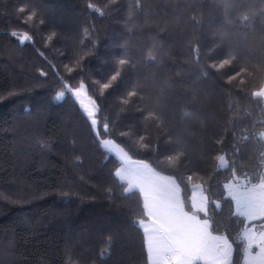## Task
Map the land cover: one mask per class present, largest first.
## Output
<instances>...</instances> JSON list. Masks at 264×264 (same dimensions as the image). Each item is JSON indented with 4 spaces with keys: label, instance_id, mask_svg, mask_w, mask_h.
<instances>
[{
    "label": "trees",
    "instance_id": "16d2710c",
    "mask_svg": "<svg viewBox=\"0 0 264 264\" xmlns=\"http://www.w3.org/2000/svg\"><path fill=\"white\" fill-rule=\"evenodd\" d=\"M91 2L0 0V264H150L141 193L104 138L173 177L242 264L247 223L224 185L264 179V0Z\"/></svg>",
    "mask_w": 264,
    "mask_h": 264
},
{
    "label": "rangeland",
    "instance_id": "374dc122",
    "mask_svg": "<svg viewBox=\"0 0 264 264\" xmlns=\"http://www.w3.org/2000/svg\"><path fill=\"white\" fill-rule=\"evenodd\" d=\"M71 92L95 125L96 107L84 87L79 86ZM255 94L264 96V87ZM58 97L61 95L58 94ZM101 143L121 162L116 171L117 177L126 181L130 188L140 190L148 217L140 225L145 234L151 264H188L191 261L190 264H193L195 260L205 264H219L217 261H222L221 257L227 247L232 249L230 241L224 235L211 232L208 219L185 211L180 188L174 178L154 170L142 160L132 158L110 138L102 139ZM225 164V158L221 157L220 165ZM225 188L226 195L234 201V212L242 213L247 223L242 231L247 261H242V264H251L255 258L264 259V179L252 185L248 177H239L225 183ZM192 189L191 204L194 211L205 213L207 198L202 186L195 184ZM257 228L262 230L260 235H256ZM213 240H222L226 245L214 249L211 244Z\"/></svg>",
    "mask_w": 264,
    "mask_h": 264
},
{
    "label": "snow or ice",
    "instance_id": "6c2138e0",
    "mask_svg": "<svg viewBox=\"0 0 264 264\" xmlns=\"http://www.w3.org/2000/svg\"><path fill=\"white\" fill-rule=\"evenodd\" d=\"M88 7L89 8H96L97 5H94L91 2V0H88ZM100 11L103 12L102 9ZM17 12L18 13H27V15L23 18V21H22L24 23H31L33 21H36L37 13L35 11H28L27 6H25V5H21L20 7H18ZM38 23L42 24L43 21L40 20V21H38ZM10 35L13 38H18L19 39V42L21 44H23L25 42H30L31 39H32L30 33H28V32H24L22 35H20L19 37H17V32L16 31H11ZM54 35L55 34L53 33L52 36H48L47 39L50 41L53 38ZM121 63H123V61H121ZM92 111H94V109L93 110H90V115H91Z\"/></svg>",
    "mask_w": 264,
    "mask_h": 264
},
{
    "label": "crops",
    "instance_id": "0c3cea01",
    "mask_svg": "<svg viewBox=\"0 0 264 264\" xmlns=\"http://www.w3.org/2000/svg\"><path fill=\"white\" fill-rule=\"evenodd\" d=\"M230 182V181H229ZM229 182H227V183H229ZM226 183V184H227ZM250 184V183H249ZM247 185V184H246ZM252 185H255V184H252ZM241 187H243V185L241 186ZM224 188H225V185H224ZM140 191V190H139ZM225 193H226V188H225ZM228 197H230L229 195H227ZM231 198V197H230ZM232 199V198H231ZM248 200V199H247ZM232 201H233V199H232ZM262 203H264V202H262ZM233 208H234V201H233ZM262 208H264V205H262ZM236 214H239V215H241V216H243L244 217V215H242V213L240 214V213H236ZM245 218V217H244ZM261 228H257L256 229V235H260L261 234V232H262V230H260ZM212 245H213V247H214V249H216V248H220V247H222L223 245H226L225 244V242L224 241H222V240H213L212 241V243H211ZM147 252H148V250H147ZM216 252H217V250H216ZM232 253H233V248L232 249H230V248H228L227 247V251H226V253L224 254V256H222L221 258V260L222 261H217L219 264H229L230 262H231V259H232ZM253 253V252H252ZM247 254H246V252H245V254H244V259H243V262H246L247 260H246V256ZM251 255H253V254H251ZM165 257H167V256H165ZM148 258H149V253H148ZM218 260H220V259H218ZM196 261H198V260H195V262ZM149 262H150V260H149ZM188 262V261H187ZM192 262V261H191ZM191 262H188V264H190ZM150 264H151V262H150ZM156 264H158V263H156ZM251 264H264V259H260V258H255V259H253L252 260V263Z\"/></svg>",
    "mask_w": 264,
    "mask_h": 264
}]
</instances>
